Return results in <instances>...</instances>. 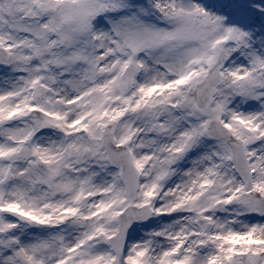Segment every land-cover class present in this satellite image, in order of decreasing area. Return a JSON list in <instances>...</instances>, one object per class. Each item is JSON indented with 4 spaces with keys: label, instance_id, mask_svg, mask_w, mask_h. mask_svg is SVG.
<instances>
[{
    "label": "rangeland",
    "instance_id": "374dc122",
    "mask_svg": "<svg viewBox=\"0 0 264 264\" xmlns=\"http://www.w3.org/2000/svg\"><path fill=\"white\" fill-rule=\"evenodd\" d=\"M251 15L264 20V0H0V264H264V52ZM212 121L244 145L248 186ZM103 133L130 151L134 196ZM130 205L149 218L116 253L109 237Z\"/></svg>",
    "mask_w": 264,
    "mask_h": 264
},
{
    "label": "water",
    "instance_id": "95a60500",
    "mask_svg": "<svg viewBox=\"0 0 264 264\" xmlns=\"http://www.w3.org/2000/svg\"><path fill=\"white\" fill-rule=\"evenodd\" d=\"M8 59L7 52L0 47V61L4 62ZM222 60L219 59L217 63L208 71L207 80L198 85L199 104L204 105L209 100V94L213 88L219 83L220 74L219 69L222 65ZM210 134L217 139L227 143L231 150V163L243 180L245 186L250 184L249 163L245 154L244 146L235 138V136L218 121H212L208 125ZM104 146L107 156L111 162L116 165H121V175L125 183L126 191L130 196H133L137 186V173L130 162V153L128 148L124 145H115L113 135L111 133L104 135ZM40 169L44 168V163L37 162ZM90 196H86L81 201L82 209L86 208ZM149 218V211L146 205L136 208L135 206L127 207L119 216V231L116 236L111 237L113 249L118 252L122 243L126 240L127 234L132 225L137 221H145Z\"/></svg>",
    "mask_w": 264,
    "mask_h": 264
},
{
    "label": "bare ground",
    "instance_id": "6f19581e",
    "mask_svg": "<svg viewBox=\"0 0 264 264\" xmlns=\"http://www.w3.org/2000/svg\"><path fill=\"white\" fill-rule=\"evenodd\" d=\"M157 1H159V0H157ZM160 1H162V4H164V0H160ZM219 9H222V8L219 7ZM248 29H249L250 38L254 42L255 46L260 47V49H262V52H264V20L260 19V17L256 18L253 15H251ZM222 59L223 60H222L221 68L223 67V65L226 61L225 57H222ZM251 194H252V196H254L253 193H251ZM256 200H257L256 207H258L260 205H264V198L263 197L262 198H256Z\"/></svg>",
    "mask_w": 264,
    "mask_h": 264
}]
</instances>
